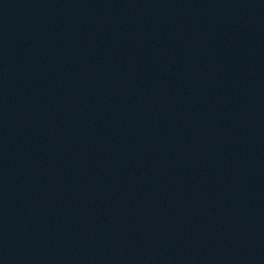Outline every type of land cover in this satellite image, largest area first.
Returning a JSON list of instances; mask_svg holds the SVG:
<instances>
[{
	"label": "water",
	"instance_id": "water-1",
	"mask_svg": "<svg viewBox=\"0 0 264 264\" xmlns=\"http://www.w3.org/2000/svg\"><path fill=\"white\" fill-rule=\"evenodd\" d=\"M237 50L264 91V0H211Z\"/></svg>",
	"mask_w": 264,
	"mask_h": 264
}]
</instances>
